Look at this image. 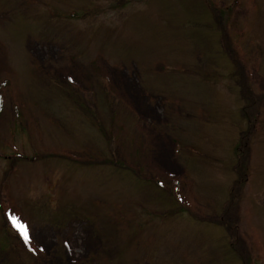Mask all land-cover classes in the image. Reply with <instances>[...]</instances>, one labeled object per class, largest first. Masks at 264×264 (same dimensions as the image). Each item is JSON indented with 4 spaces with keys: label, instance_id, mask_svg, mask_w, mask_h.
Here are the masks:
<instances>
[{
    "label": "rangeland",
    "instance_id": "1",
    "mask_svg": "<svg viewBox=\"0 0 264 264\" xmlns=\"http://www.w3.org/2000/svg\"><path fill=\"white\" fill-rule=\"evenodd\" d=\"M0 264H264V0H0Z\"/></svg>",
    "mask_w": 264,
    "mask_h": 264
},
{
    "label": "snow or ice",
    "instance_id": "2",
    "mask_svg": "<svg viewBox=\"0 0 264 264\" xmlns=\"http://www.w3.org/2000/svg\"><path fill=\"white\" fill-rule=\"evenodd\" d=\"M14 222H15V220H14ZM25 238H27V233H26V231H25Z\"/></svg>",
    "mask_w": 264,
    "mask_h": 264
}]
</instances>
